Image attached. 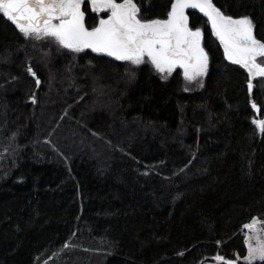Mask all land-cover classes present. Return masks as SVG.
<instances>
[{
  "label": "trees",
  "instance_id": "16d2710c",
  "mask_svg": "<svg viewBox=\"0 0 264 264\" xmlns=\"http://www.w3.org/2000/svg\"><path fill=\"white\" fill-rule=\"evenodd\" d=\"M135 2L142 19L170 10V0ZM213 3L249 17L264 40V0ZM188 16L209 56L202 86L179 66L162 79L147 61L26 39L0 14V264L246 254L242 226L264 219V132L254 123L264 120V78L249 92L206 17ZM95 18L88 11L90 26Z\"/></svg>",
  "mask_w": 264,
  "mask_h": 264
},
{
  "label": "snow or ice",
  "instance_id": "6c2138e0",
  "mask_svg": "<svg viewBox=\"0 0 264 264\" xmlns=\"http://www.w3.org/2000/svg\"><path fill=\"white\" fill-rule=\"evenodd\" d=\"M188 9H198L207 18L224 56L246 70L251 92L252 79L264 78V62H258V58L264 61V40L256 38L249 17L225 15L213 0H170L165 19H142L135 0H0V14L26 39L55 41L75 52L91 49L133 66L147 61L162 79L179 66L187 82L202 86L209 56L202 44L203 30L189 24ZM88 11L96 14L91 26L86 22ZM27 70L36 77L31 67ZM134 76L130 72V79ZM31 99L35 102L34 95ZM252 106L257 107L254 102ZM254 123L264 132V120ZM242 227L246 255L235 254V259L217 255L215 259L223 264H238L241 259L244 264H264V233L255 228V218Z\"/></svg>",
  "mask_w": 264,
  "mask_h": 264
},
{
  "label": "rangeland",
  "instance_id": "374dc122",
  "mask_svg": "<svg viewBox=\"0 0 264 264\" xmlns=\"http://www.w3.org/2000/svg\"><path fill=\"white\" fill-rule=\"evenodd\" d=\"M258 62H261V61H259V58H258ZM255 218V228L256 229H258V230H260V232L261 233H264V219H261V218H258V217H254ZM253 222V219H251L249 222H247V223H252ZM247 223H245V224H247ZM245 231L246 230H244L243 229V234H244V237H245ZM248 234L249 235H251L252 233L251 232H248ZM262 238H264V236H262ZM220 255V254H219ZM246 255V254H245ZM217 256V255H216ZM216 256H214L211 260H206L205 262H203L202 264H223V262L222 261H217L216 259H215V257ZM220 256H222V255H220ZM224 257V256H223ZM241 258L243 257V256H240ZM226 258V257H225ZM226 259H228V258H226ZM240 261H243L242 259L240 260ZM239 261V262H240ZM239 262H238V264H239Z\"/></svg>",
  "mask_w": 264,
  "mask_h": 264
},
{
  "label": "water",
  "instance_id": "95a60500",
  "mask_svg": "<svg viewBox=\"0 0 264 264\" xmlns=\"http://www.w3.org/2000/svg\"><path fill=\"white\" fill-rule=\"evenodd\" d=\"M196 10H198V9H196ZM199 11V10H198ZM203 14V13H202ZM207 19V18H206ZM32 70L34 71V69L32 68Z\"/></svg>",
  "mask_w": 264,
  "mask_h": 264
}]
</instances>
